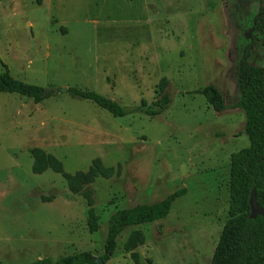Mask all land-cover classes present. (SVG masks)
<instances>
[{
  "label": "rangeland",
  "instance_id": "rangeland-1",
  "mask_svg": "<svg viewBox=\"0 0 264 264\" xmlns=\"http://www.w3.org/2000/svg\"><path fill=\"white\" fill-rule=\"evenodd\" d=\"M261 6L262 0H0V73L6 66L46 91L39 103L0 92V264L79 251L99 256L113 212L182 187L165 217L124 229L103 264H134L123 248L132 228L145 234L135 249L142 264H209L228 217L230 155L249 140L241 108L217 112L198 90L213 84L232 102L240 64L264 65L253 26ZM162 77L170 101L160 109L154 101ZM68 87L102 94L128 113L114 116ZM147 109L160 110L151 116ZM33 147L55 155L70 173L95 157L119 168L88 185L97 230L87 227L85 198L59 173L32 172Z\"/></svg>",
  "mask_w": 264,
  "mask_h": 264
},
{
  "label": "trees",
  "instance_id": "trees-1",
  "mask_svg": "<svg viewBox=\"0 0 264 264\" xmlns=\"http://www.w3.org/2000/svg\"><path fill=\"white\" fill-rule=\"evenodd\" d=\"M35 1L38 4L42 2ZM253 26L264 50V0ZM235 82L239 96L232 102H226L223 93L213 84H207L198 90L217 112L228 108H241L245 115L243 131L249 140L248 146L230 155L228 217L219 232L209 264H264V219L260 215L250 218L248 204L250 191L255 188L257 202L264 208V65H252L243 61L238 68ZM167 84L168 80L162 77L159 82L161 97L154 101L160 109L170 101V96L165 92ZM67 91L74 97L93 101L114 116L128 113L127 108L95 91L78 87H68ZM0 92L17 93L31 98L35 103L41 102L46 96L44 87L14 78L6 66L0 73ZM142 103L145 101L142 100ZM160 109L145 111L153 116ZM29 152L33 159L32 172L39 174L48 169L53 170L65 179L72 193L85 198L87 227L91 232L97 230L98 216L88 185L98 177H111L119 172V168L106 166L100 157H95L87 169L70 173L64 170L62 162L52 153L40 147L30 148ZM185 192L186 189L182 187L158 201L136 204L113 212L107 221L103 253L99 255L102 262L105 263L112 256L117 246V238L124 229L165 217L174 199ZM144 241V232L139 228H132L123 243V248L129 252L134 264H142L135 249ZM28 264L98 263L91 251H79L56 260L42 257Z\"/></svg>",
  "mask_w": 264,
  "mask_h": 264
},
{
  "label": "water",
  "instance_id": "water-1",
  "mask_svg": "<svg viewBox=\"0 0 264 264\" xmlns=\"http://www.w3.org/2000/svg\"><path fill=\"white\" fill-rule=\"evenodd\" d=\"M61 90H65V88H62ZM54 91H57V89H55ZM248 204H249V217L250 218H254L257 215H260L264 219V208L257 202L255 188H252L250 191ZM95 259L98 264H103L99 256H95Z\"/></svg>",
  "mask_w": 264,
  "mask_h": 264
},
{
  "label": "flooded vegetation",
  "instance_id": "flooded-vegetation-1",
  "mask_svg": "<svg viewBox=\"0 0 264 264\" xmlns=\"http://www.w3.org/2000/svg\"><path fill=\"white\" fill-rule=\"evenodd\" d=\"M257 37V36H256Z\"/></svg>",
  "mask_w": 264,
  "mask_h": 264
}]
</instances>
